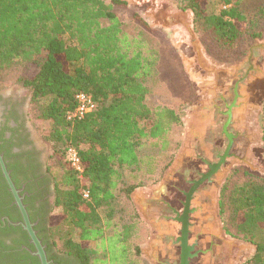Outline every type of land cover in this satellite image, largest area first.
Wrapping results in <instances>:
<instances>
[{
	"label": "trees",
	"instance_id": "1",
	"mask_svg": "<svg viewBox=\"0 0 264 264\" xmlns=\"http://www.w3.org/2000/svg\"><path fill=\"white\" fill-rule=\"evenodd\" d=\"M205 1L179 0V8L191 14L193 30L216 48L233 52L264 36V3L248 16L240 10L243 0H220L225 8L209 15ZM125 7L124 0H0V90L16 84L29 89V119L47 123L40 136L52 149L46 169L54 186L53 208L61 213L35 230L51 264H142L141 216L133 194L145 177L170 165L169 135L180 119L172 106L145 104V97L160 94L166 83L147 36L150 26L134 14L141 30L134 37L123 32L118 9ZM78 93L90 95L96 108L69 121ZM262 142L264 148V130ZM61 145L76 150L82 181L58 159L64 156L56 150ZM145 145L155 154L144 151ZM4 161L18 188L14 175L20 168L5 156ZM84 185L87 200L79 193ZM11 201L0 172V217L18 222V210L8 207ZM29 201L26 197L24 205ZM217 206L225 235L254 249L242 264H264V177L232 173ZM27 240L20 227L0 222V264L26 259L39 264L27 251H18Z\"/></svg>",
	"mask_w": 264,
	"mask_h": 264
},
{
	"label": "rangeland",
	"instance_id": "2",
	"mask_svg": "<svg viewBox=\"0 0 264 264\" xmlns=\"http://www.w3.org/2000/svg\"><path fill=\"white\" fill-rule=\"evenodd\" d=\"M124 1L126 7L118 9L123 32L134 37L141 30L132 18L134 14L141 16L150 26L152 30L147 36L150 46L159 54L158 71L166 83L160 94L147 95L145 104L150 109L160 105L172 106L180 119L169 135L172 141V151L168 154L172 156L170 165L152 178L145 177L143 186L134 192L133 202L141 216L139 245L142 264H149L146 256H150L154 239V227L148 216L143 215L148 210L146 200L152 194L164 192L161 188L166 184H175L185 167L203 173L207 170L203 160L217 161V155H222L228 145L222 128L229 108L231 119L227 130L233 136L231 149L213 176V182L198 189L195 205H204L210 214L209 221L213 223L210 230H207L209 226H202L199 230L214 231L220 238V241L215 240L216 264H242L254 249L250 244L225 235L217 205L220 189L232 173L241 176L247 171L264 177V36L247 42L241 49L227 52L216 48L207 37L193 30L191 14L179 8V0ZM262 3L264 0H243L240 10L253 16L256 7ZM224 8L220 0L205 1L209 15L218 14ZM20 87L19 84L11 85L0 91L17 92ZM29 121L40 136L47 123ZM41 145L47 154L46 162L51 164L52 149L44 141ZM64 147L59 146L57 152L60 154ZM143 148L153 154L156 152L148 145ZM58 157L66 163L65 156ZM171 188L173 185L169 193L175 197ZM202 200L203 204L200 203ZM60 213V208H54L50 217H57Z\"/></svg>",
	"mask_w": 264,
	"mask_h": 264
},
{
	"label": "flooded vegetation",
	"instance_id": "3",
	"mask_svg": "<svg viewBox=\"0 0 264 264\" xmlns=\"http://www.w3.org/2000/svg\"><path fill=\"white\" fill-rule=\"evenodd\" d=\"M20 88L21 90L17 92L0 91V153L3 159L4 156L7 158L6 162L10 164L17 163L16 166L20 168V171L14 175L21 182L17 189L21 190L20 194L23 196V200L26 197L30 199L25 207L26 210L28 207L29 213L36 218L33 223L35 229L38 224V227L42 228L43 221L49 218L54 209V186L46 169L47 154L45 148L41 145L43 140L33 129L27 115L31 92L23 86ZM11 154L15 156H11ZM218 156L221 155H217L216 162L203 160V165L207 168L206 172L198 173L185 167L181 172L182 174L176 179L175 184H172L173 188L171 189L174 191L175 197H171V193H169L172 185L166 184L162 188L164 192H160V195L152 194L146 200L148 210L143 215L149 216L154 227L151 253L150 256H146L149 264H180L181 247L180 242L177 240L181 236L182 225L176 218H180L183 214L184 194L192 187V182L198 181L202 175L209 171V165L218 162ZM213 176L198 186L190 200L187 214V245L191 248L189 252L191 257L188 258V264H216L218 260V253L214 249L216 246L215 240L220 241V238L214 231L213 233L207 232L210 227H213V223L209 221L208 217L210 214L206 212L204 205H195L198 189L201 186L211 184L214 179ZM29 188L31 190L30 194L27 193ZM200 203L203 204V200ZM8 207L11 208L10 210H12V207L16 208L13 204V198ZM6 219H9V217L5 215L0 217L3 226L7 224ZM2 220H4V223ZM197 220H200V222L196 223ZM202 226L209 227L205 231H200L199 228H202ZM36 232L38 235V231ZM2 242L7 245L10 244L9 239L5 240L4 238ZM26 243V245H21L18 251H27L31 257L37 259L30 253L34 251V248L31 250L27 246L31 245L29 239ZM44 246L46 251V245ZM31 262L32 260L26 259V261L23 260L22 264H30ZM49 262L51 264V261Z\"/></svg>",
	"mask_w": 264,
	"mask_h": 264
},
{
	"label": "water",
	"instance_id": "4",
	"mask_svg": "<svg viewBox=\"0 0 264 264\" xmlns=\"http://www.w3.org/2000/svg\"><path fill=\"white\" fill-rule=\"evenodd\" d=\"M231 108H229V111L227 113V120L222 128V132L224 136L228 140V145L223 153V155L218 156V162L209 165V171L202 175L201 178L198 181L192 182V187L189 189L187 193L184 194L185 196V202H184V209L183 214L180 218H176L177 221H179L182 225L181 229V236L178 238V242H180L181 247V255H180V264H188V258L191 257L190 251L191 248L187 245V238H188V212H189V205L190 200L192 198L193 193L198 188V186L203 183L205 180H209L211 176H213L221 165L225 162L226 158L228 157V153L231 149L233 136L228 132L227 128L230 124L231 119ZM0 172L1 175L7 185L8 192L11 194L13 198V204L18 210V213L20 215V221L18 222H11L9 219H6L7 224L13 227H20L22 231H24L29 239L30 244L33 246L34 251L30 252L32 256L37 257L39 264H50L49 260L47 259L45 246L42 244L41 240L39 239L36 230L34 229V224L30 221L28 212L26 210V207L23 203V196H21V190L17 189L15 187L14 182L12 181V178L10 176V172L7 170L6 163L3 159L2 154L0 153ZM4 223V220H2Z\"/></svg>",
	"mask_w": 264,
	"mask_h": 264
},
{
	"label": "built area",
	"instance_id": "5",
	"mask_svg": "<svg viewBox=\"0 0 264 264\" xmlns=\"http://www.w3.org/2000/svg\"><path fill=\"white\" fill-rule=\"evenodd\" d=\"M76 106L72 112L67 115V120L77 121L84 118L87 114L95 110L96 104L90 95L85 93H78L75 95ZM64 156L67 165L74 171L79 181L83 179V165L81 163L80 157L78 156L76 150L69 145L63 148ZM87 185H84L79 190L80 195L83 199H89V193L87 190Z\"/></svg>",
	"mask_w": 264,
	"mask_h": 264
},
{
	"label": "crops",
	"instance_id": "6",
	"mask_svg": "<svg viewBox=\"0 0 264 264\" xmlns=\"http://www.w3.org/2000/svg\"><path fill=\"white\" fill-rule=\"evenodd\" d=\"M162 189V188H161ZM159 192H162V190L161 191H159ZM133 196H134V194H133ZM156 218V217H155ZM147 219H149L150 220V218H149V216H148V218Z\"/></svg>",
	"mask_w": 264,
	"mask_h": 264
}]
</instances>
